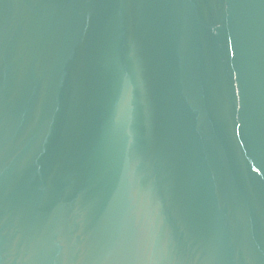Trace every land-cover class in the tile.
I'll return each instance as SVG.
<instances>
[{
  "label": "water",
  "instance_id": "obj_1",
  "mask_svg": "<svg viewBox=\"0 0 264 264\" xmlns=\"http://www.w3.org/2000/svg\"><path fill=\"white\" fill-rule=\"evenodd\" d=\"M0 264H264V0H0Z\"/></svg>",
  "mask_w": 264,
  "mask_h": 264
}]
</instances>
